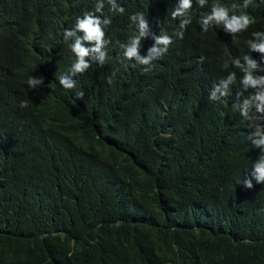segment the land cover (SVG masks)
Wrapping results in <instances>:
<instances>
[{"label": "trees", "instance_id": "1", "mask_svg": "<svg viewBox=\"0 0 264 264\" xmlns=\"http://www.w3.org/2000/svg\"><path fill=\"white\" fill-rule=\"evenodd\" d=\"M207 1L193 0L164 66L140 74L123 61L121 45L139 35L130 17L144 14L155 43L177 4L116 0L120 13L103 0L113 50L76 75L74 98L57 77L76 61L64 32L100 0H0V264H264L261 149L239 109L253 90L237 96L233 64L249 55L264 75L248 45L264 33V0ZM214 3L255 23L235 37L215 23L200 32ZM231 72L227 95L210 101Z\"/></svg>", "mask_w": 264, "mask_h": 264}, {"label": "clouds", "instance_id": "2", "mask_svg": "<svg viewBox=\"0 0 264 264\" xmlns=\"http://www.w3.org/2000/svg\"><path fill=\"white\" fill-rule=\"evenodd\" d=\"M212 2L197 0L200 7ZM109 3L113 10L120 13L125 11L123 7L117 5L116 0H109ZM249 3L250 0H244V7H247ZM170 4H177L172 12V17L174 19L180 18L178 24L180 31L177 35L179 36L178 39H182L192 22L189 12L193 7V0H170ZM103 7V0H100L95 7L77 15L64 32V39L69 48V53L70 55L75 54L76 61L73 63L70 72L68 70L69 64L64 67L67 73L58 70L57 77H60L59 83L64 87V90L74 98L83 96V83L76 75L85 72L90 67L98 70L102 69L106 57L113 50L108 36L110 19L102 12ZM235 7L233 5L232 9H229L222 4L214 3L211 12L203 14L200 22L197 20L199 31L207 32L212 23L223 25L224 31L232 37L246 31L255 23V19L247 13L235 14ZM230 11L232 12L231 15ZM130 20L138 27L139 35L130 38L128 43L121 45L124 56L123 61L129 69L140 74H148L163 65L166 59H163L161 64L157 60L165 52V58H167L174 40L172 37L164 35L167 33L165 30H161V35L155 36V43L151 42L147 37L149 23L143 13L133 14ZM253 36L255 39L248 41L249 49L261 53V59L264 60V33L255 32ZM141 38H143L142 43ZM233 64L243 73L240 78V84L243 85V88L241 92L237 93V96L239 97L249 89L253 90L252 94L243 100L242 106L239 105V109L242 117L251 122L249 126L255 129L249 137L252 144L261 149V154L253 165L252 175L258 183H264V123H261L264 122V75L255 74L260 67V62L253 60L249 55L244 57V63L236 59ZM223 67L225 69L229 67L227 61H225ZM57 77L53 78L54 83ZM235 82L236 74L234 72L229 73L225 79H221L219 83L213 86L209 100L216 101L227 95L229 85ZM42 83L43 77L29 78L28 80V85L31 88H36ZM109 83H111V78ZM21 106L26 107L27 105L22 102ZM244 184L251 188V179L244 180Z\"/></svg>", "mask_w": 264, "mask_h": 264}, {"label": "bare ground", "instance_id": "3", "mask_svg": "<svg viewBox=\"0 0 264 264\" xmlns=\"http://www.w3.org/2000/svg\"><path fill=\"white\" fill-rule=\"evenodd\" d=\"M53 6V5H52ZM109 8H111V7H109ZM107 12H111V9H108L107 10ZM175 21H178L179 22V19L178 18H176L175 19ZM166 29H169V35L168 36H170V37H172V39L175 41V40H177L178 38H179V36L177 35V33L180 31V27H177L176 25H175V22L171 25V27L170 26H164L163 27V29L162 30H166ZM166 53V52H165ZM165 53L161 56V57H159L158 58V60H157V62L158 63H160V60L162 61L163 59H166L165 58ZM45 54V53H44ZM192 57V56H191ZM190 58V57H189ZM193 60V59H192ZM190 61V60H189ZM167 65V64H166ZM164 65H162V67H163ZM168 66V65H167ZM166 66V67H167ZM200 67V66H199ZM166 69V68H165ZM201 69H203V67H201ZM168 70V69H167ZM203 75V74H202ZM205 82H206V80H205ZM182 86H184L183 84H182ZM79 164V163H78Z\"/></svg>", "mask_w": 264, "mask_h": 264}]
</instances>
